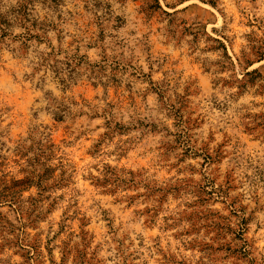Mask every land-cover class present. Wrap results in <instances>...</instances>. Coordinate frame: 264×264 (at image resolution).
Returning <instances> with one entry per match:
<instances>
[{
  "label": "rangeland",
  "instance_id": "1",
  "mask_svg": "<svg viewBox=\"0 0 264 264\" xmlns=\"http://www.w3.org/2000/svg\"><path fill=\"white\" fill-rule=\"evenodd\" d=\"M25 1L47 26L0 31V264H264V0Z\"/></svg>",
  "mask_w": 264,
  "mask_h": 264
},
{
  "label": "trees",
  "instance_id": "2",
  "mask_svg": "<svg viewBox=\"0 0 264 264\" xmlns=\"http://www.w3.org/2000/svg\"><path fill=\"white\" fill-rule=\"evenodd\" d=\"M32 2L23 0L18 6L11 8L7 14L0 11V31L1 37L6 33V29L12 27L13 23H18L21 27L25 29V35H23V41L21 43V48L26 49L27 44L32 39L38 38V32H45V27L47 23L45 21H39L37 18L32 16L29 12L30 4ZM12 16L10 18L8 16Z\"/></svg>",
  "mask_w": 264,
  "mask_h": 264
}]
</instances>
